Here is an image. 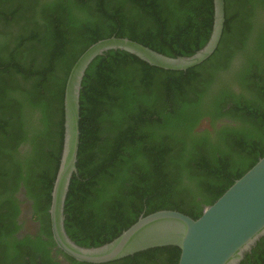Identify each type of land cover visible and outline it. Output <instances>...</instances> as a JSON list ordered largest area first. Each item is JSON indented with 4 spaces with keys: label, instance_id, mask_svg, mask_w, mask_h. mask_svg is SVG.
Returning a JSON list of instances; mask_svg holds the SVG:
<instances>
[{
    "label": "trees",
    "instance_id": "trees-1",
    "mask_svg": "<svg viewBox=\"0 0 264 264\" xmlns=\"http://www.w3.org/2000/svg\"><path fill=\"white\" fill-rule=\"evenodd\" d=\"M224 3L219 44L198 65L165 69L125 49L89 64L64 211L78 245L109 243L160 210L197 219L264 156V0ZM215 13V0H0V264H178L175 245L106 263L57 246L66 86L87 49L113 36L192 56ZM240 264H264V236Z\"/></svg>",
    "mask_w": 264,
    "mask_h": 264
},
{
    "label": "water",
    "instance_id": "water-1",
    "mask_svg": "<svg viewBox=\"0 0 264 264\" xmlns=\"http://www.w3.org/2000/svg\"><path fill=\"white\" fill-rule=\"evenodd\" d=\"M215 12L209 43L192 56L169 57L129 38L113 36L93 44L74 65L66 86L64 148L50 208L53 238L68 255L83 262L106 263L149 248L175 245L181 248L178 264H240L246 251L264 236V156L197 219L174 210L142 215L99 247L78 245L65 228V201L77 171L80 93L89 64L110 49H125L154 66L191 68L211 56L219 44L225 23L224 0H215Z\"/></svg>",
    "mask_w": 264,
    "mask_h": 264
},
{
    "label": "flooded vegetation",
    "instance_id": "flooded-vegetation-1",
    "mask_svg": "<svg viewBox=\"0 0 264 264\" xmlns=\"http://www.w3.org/2000/svg\"><path fill=\"white\" fill-rule=\"evenodd\" d=\"M232 120H234V118H232V117H225V118H223L221 120V123L220 124L227 123V122H232ZM205 123H206L205 126H209V125H207V123H208L207 121ZM205 126H203V127H205ZM62 262H63V264H69L68 261H66L65 259H63Z\"/></svg>",
    "mask_w": 264,
    "mask_h": 264
}]
</instances>
